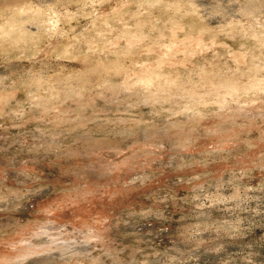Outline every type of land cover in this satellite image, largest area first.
<instances>
[{
    "label": "rangeland",
    "instance_id": "rangeland-1",
    "mask_svg": "<svg viewBox=\"0 0 264 264\" xmlns=\"http://www.w3.org/2000/svg\"><path fill=\"white\" fill-rule=\"evenodd\" d=\"M0 264H264V0H0Z\"/></svg>",
    "mask_w": 264,
    "mask_h": 264
}]
</instances>
